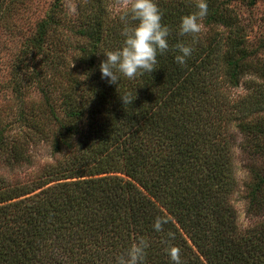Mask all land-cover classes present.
Segmentation results:
<instances>
[{"label":"trees","instance_id":"1","mask_svg":"<svg viewBox=\"0 0 264 264\" xmlns=\"http://www.w3.org/2000/svg\"><path fill=\"white\" fill-rule=\"evenodd\" d=\"M113 2L77 3L79 40L60 74L58 101L41 88L40 105L18 113L32 144L44 137L61 158L28 183L0 176V264H115L139 237L149 243L145 264H172L170 247L181 264H264V219L241 227L230 202L234 120L250 159L246 210L264 215V110L256 115L264 109V63L247 58L237 16L227 0H207L200 31L180 36V18L196 11V0H156L169 49L151 73L116 85L99 69L103 54L123 45L125 9L113 13ZM178 42L192 48L183 65L174 60ZM250 75L258 79L253 95L224 97L223 87ZM31 76L39 83V72ZM28 146L0 132L8 164H30Z\"/></svg>","mask_w":264,"mask_h":264},{"label":"rangeland","instance_id":"2","mask_svg":"<svg viewBox=\"0 0 264 264\" xmlns=\"http://www.w3.org/2000/svg\"><path fill=\"white\" fill-rule=\"evenodd\" d=\"M79 1L81 0H0V132L10 140L17 139L29 144L31 160L30 164L10 165L6 159L4 161L0 158V176L9 184L31 182L42 172L44 166L61 158L59 154H51L44 137H37V142L32 144L29 136L33 130L27 124H21L17 116L19 112L28 114L31 108L40 105L43 95L41 88L46 89L53 102L58 101L62 80L60 74L71 66L70 54L79 40L74 31ZM130 2L131 0H115L109 3V7L116 13L126 9ZM227 5L244 29V39L249 51L247 58L264 63V0H227ZM212 28L219 29V26ZM65 62L69 64L66 65ZM32 71L39 72V83L31 76ZM256 81L258 79L252 75L245 76L238 87H223L224 97L230 102L248 98L254 94L252 86H249ZM263 110L256 115L263 113ZM234 125L233 120L228 129L235 140L237 188L231 195L230 202L239 225L246 227L264 219V215L254 216L246 210L244 184L248 179L246 165L250 159L241 148L244 142Z\"/></svg>","mask_w":264,"mask_h":264},{"label":"clouds","instance_id":"3","mask_svg":"<svg viewBox=\"0 0 264 264\" xmlns=\"http://www.w3.org/2000/svg\"><path fill=\"white\" fill-rule=\"evenodd\" d=\"M196 11L180 18L178 34L180 36L196 34L200 31V23L208 14L207 0H196ZM163 12L156 0H131L121 19L125 21L122 28L123 45L114 51H107L103 55L99 69L101 78L110 84H116L120 77L134 79L144 72L151 73L157 63V55L164 54L169 49L168 37L170 29L162 23ZM135 21L128 25L127 20ZM177 55L174 60L183 65L191 55L192 48L184 43L175 45ZM124 103L129 102L126 96H121ZM163 220L157 218L153 229L161 231ZM149 243L143 237L131 242L128 247L115 258V264H145L146 250ZM172 264H181L180 250L170 247L167 250Z\"/></svg>","mask_w":264,"mask_h":264}]
</instances>
